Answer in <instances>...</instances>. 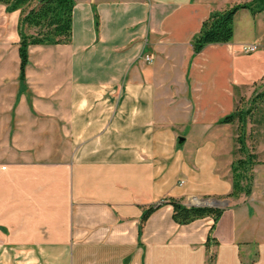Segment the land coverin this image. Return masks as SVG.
<instances>
[{"label": "crops", "instance_id": "obj_1", "mask_svg": "<svg viewBox=\"0 0 264 264\" xmlns=\"http://www.w3.org/2000/svg\"><path fill=\"white\" fill-rule=\"evenodd\" d=\"M245 1L75 0L71 42L30 46L24 77L21 11L0 3V264H264L260 117L252 193L221 199L213 229L163 203L232 192L237 125L220 121L263 83L238 61L244 45L264 58V12L240 10L227 44L192 43Z\"/></svg>", "mask_w": 264, "mask_h": 264}, {"label": "trees", "instance_id": "obj_2", "mask_svg": "<svg viewBox=\"0 0 264 264\" xmlns=\"http://www.w3.org/2000/svg\"><path fill=\"white\" fill-rule=\"evenodd\" d=\"M7 6L8 11H21L19 22L21 57V77H24L28 63V50L32 45L67 44L72 39V22L75 0H0ZM247 9L253 15L264 12V0H248L236 3L224 10L214 11L203 22L200 32L193 39L195 54L201 53L208 45L227 44L234 36V19L237 13ZM99 19L96 15V25ZM241 97L239 105L234 112L225 116L221 124L237 125L236 159L232 166L233 189L232 192L220 199H238L242 195L252 193L254 167L259 164L254 149L247 144V129L249 123L264 121V78L261 88H256L248 101ZM163 203L173 207V220L180 225L190 224L198 219L211 217L216 222L220 219L226 208H212L189 206L183 200L169 198ZM156 208L150 207L143 215L145 222ZM210 241V238L209 240Z\"/></svg>", "mask_w": 264, "mask_h": 264}, {"label": "rangeland", "instance_id": "obj_3", "mask_svg": "<svg viewBox=\"0 0 264 264\" xmlns=\"http://www.w3.org/2000/svg\"><path fill=\"white\" fill-rule=\"evenodd\" d=\"M260 51H263V49H260L258 51H255L254 53L250 54L249 56H243L238 62H239V68H240V74L241 72H255L256 68L264 66V58L259 57L257 54H259ZM256 67V68H255ZM242 70V71H241ZM248 86L241 87V93L244 95V102L248 104L249 99L252 96V92L250 89H247ZM256 88H261L260 82H257ZM239 102V101H238ZM239 105V104H238Z\"/></svg>", "mask_w": 264, "mask_h": 264}, {"label": "water", "instance_id": "obj_4", "mask_svg": "<svg viewBox=\"0 0 264 264\" xmlns=\"http://www.w3.org/2000/svg\"><path fill=\"white\" fill-rule=\"evenodd\" d=\"M189 206L212 207V208H226L230 205L228 200H221L215 198L200 199L195 203H188Z\"/></svg>", "mask_w": 264, "mask_h": 264}, {"label": "built area", "instance_id": "obj_5", "mask_svg": "<svg viewBox=\"0 0 264 264\" xmlns=\"http://www.w3.org/2000/svg\"><path fill=\"white\" fill-rule=\"evenodd\" d=\"M258 49V46L256 45H244L242 47V51L243 53L245 54H252L254 53L256 50ZM146 61L147 62H152L153 61V58L151 56H147L146 57Z\"/></svg>", "mask_w": 264, "mask_h": 264}]
</instances>
